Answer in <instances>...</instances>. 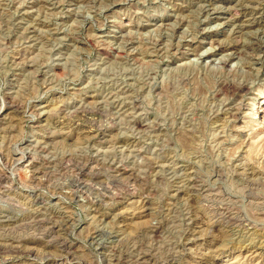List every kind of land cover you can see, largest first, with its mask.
<instances>
[{
    "label": "rangeland",
    "instance_id": "rangeland-1",
    "mask_svg": "<svg viewBox=\"0 0 264 264\" xmlns=\"http://www.w3.org/2000/svg\"><path fill=\"white\" fill-rule=\"evenodd\" d=\"M235 1L0 0V264H264V0Z\"/></svg>",
    "mask_w": 264,
    "mask_h": 264
},
{
    "label": "bare ground",
    "instance_id": "bare-ground-1",
    "mask_svg": "<svg viewBox=\"0 0 264 264\" xmlns=\"http://www.w3.org/2000/svg\"><path fill=\"white\" fill-rule=\"evenodd\" d=\"M239 1V0H238ZM238 1H235V3L234 4H236V2H238ZM243 1V0H242ZM241 1V2H242ZM256 1V0H255ZM254 1V2H255ZM245 2L247 3V4H245L244 2H243V4L242 3H240V4H242L243 6H245V5H249L248 4V2H247V0H245ZM253 2V1H252ZM253 2V3H254ZM257 2V1H256ZM258 2H260L259 0H258ZM264 2V1H263ZM233 4V5H234ZM232 5V4H231ZM231 5H229L230 7H231ZM237 5V4H236ZM235 5V6H236ZM252 5V4H251ZM256 5V4H255ZM257 6V5H256ZM255 6V7H256ZM210 7V6H209ZM211 7H213V6H211ZM238 7H241L240 5L238 6ZM216 8V7H215ZM245 8V7H244ZM243 8V9H244ZM205 9V8H204ZM204 9H202V10H204ZM212 9V8H211ZM247 9V8H246ZM214 10V9H213ZM229 10H230V12H229ZM252 10V9H251ZM207 11V10H206ZM205 11V12H206ZM215 11H217V10H215ZM234 11V12H233ZM236 10H234L233 9V7L232 8H230V9H228V12L226 13V15H228V16H230V19L231 18H236V17H232L234 14H237V12H235ZM210 12H212L211 10H210ZM239 12V11H238ZM245 13V12H244ZM251 14V13H250ZM227 16V18H229ZM235 16V15H234ZM246 17V16H245ZM226 19V18H225ZM233 20V19H232ZM248 20V19H247ZM254 20V19H253ZM230 21V20H229ZM241 21V20H240ZM255 21V20H254ZM246 22V21H245ZM250 22V21H249ZM249 22H246V24L248 23L249 24V26H250V24L251 23H253V22H251V23H249ZM235 23H237L236 21H235ZM235 23H233V25L235 24ZM240 24H242L241 22H239V24L237 25V27H238V29L240 28V29H242V26H244V22H243V24L242 25H240ZM235 27V26H234ZM236 27V28H237ZM237 31V30H236ZM229 43V42H228ZM236 43V42H235ZM235 45V44H234ZM232 46V45H231ZM230 46V47H231ZM261 47H262V44H261ZM264 47V46H263ZM224 48H226V46H222L221 45V49H224ZM234 48V47H233ZM227 49V48H226ZM229 49V48H228ZM261 50H262V48H261ZM227 55V54H226ZM232 56V55H231ZM226 59V58H225ZM228 59V58H227ZM226 59V60H227ZM224 60V59H223ZM220 62H222V60L220 61ZM224 62V64H225V60L223 61ZM227 62V61H226ZM232 86H234V87H238V88H240V91H243V90H245L246 88H247V85L246 84H244V83H234L233 81H228L227 79L226 80H223V81H221V83H220V90L222 91V92H226L227 91V88L228 87H232ZM245 106H246V104H244V102L242 101V100H240V102H238V103H236V104H234V105H232L231 107L229 106L228 108H227V110H228V114H229V116L234 120V121H237V118H238V115H239V113L245 108ZM229 118V117H228ZM2 120V118H0V121ZM246 143V146L248 145V148L250 147H254V142H248V140L245 142ZM33 163V162H32ZM31 165H33V164H31ZM32 167V166H31ZM138 212V211H137ZM136 212V213H137ZM140 214H141V212H140ZM136 215V214H135ZM138 216H140V215H138Z\"/></svg>",
    "mask_w": 264,
    "mask_h": 264
}]
</instances>
